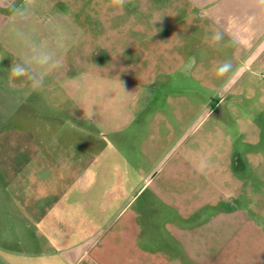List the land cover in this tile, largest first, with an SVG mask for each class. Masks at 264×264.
<instances>
[{
    "label": "crops",
    "instance_id": "crops-1",
    "mask_svg": "<svg viewBox=\"0 0 264 264\" xmlns=\"http://www.w3.org/2000/svg\"><path fill=\"white\" fill-rule=\"evenodd\" d=\"M94 20L90 70L120 102L105 124L122 138L101 160L91 146L87 172L30 174L56 223L25 214L32 187L14 198L37 229L10 264H264L250 174L264 157V0L105 2ZM118 158L154 166L125 174Z\"/></svg>",
    "mask_w": 264,
    "mask_h": 264
},
{
    "label": "rangeland",
    "instance_id": "rangeland-1",
    "mask_svg": "<svg viewBox=\"0 0 264 264\" xmlns=\"http://www.w3.org/2000/svg\"><path fill=\"white\" fill-rule=\"evenodd\" d=\"M105 2L110 4L105 0H0V264H10V249L18 248V237L34 236V225L56 223L50 218L56 212L47 211L54 201L29 186L30 174L87 172L92 169L88 161L91 146L97 145L101 160L107 148L114 151L111 142L122 138L105 124L109 111L118 116L120 102L107 97L105 84L95 89L89 64L94 12H101ZM43 55L55 66L41 68L37 59ZM16 64L25 65L28 73L15 76L12 68ZM41 76L43 85L37 87L34 80ZM90 108L94 116L86 120L84 113ZM258 150L264 148L258 145ZM109 155L115 159V154ZM261 159L258 156L250 163V174L255 175L256 204L263 206ZM96 164L97 172L102 164ZM142 164L144 170L137 173L134 168ZM117 165L125 174H146L154 162L138 159L127 168L118 158ZM29 187L35 189L30 196ZM28 196L34 207L25 214L36 223L30 226L25 225L24 212L13 205L14 198L23 201L27 197V201ZM257 216L264 220V212Z\"/></svg>",
    "mask_w": 264,
    "mask_h": 264
},
{
    "label": "clouds",
    "instance_id": "clouds-1",
    "mask_svg": "<svg viewBox=\"0 0 264 264\" xmlns=\"http://www.w3.org/2000/svg\"><path fill=\"white\" fill-rule=\"evenodd\" d=\"M128 0H110V3L112 6L115 7H123ZM37 64L44 69L49 68L50 66H55L51 64V60L47 55H43L37 59ZM231 66L228 63H223L217 68L218 74H225L228 71H230ZM12 72L15 76L20 77V76H25L28 73V69L25 65L23 64H16L12 68ZM34 83L37 87H41L43 85V78L42 76L40 78H37L34 80ZM94 116V111L90 108L87 113H84V118L86 120H92Z\"/></svg>",
    "mask_w": 264,
    "mask_h": 264
}]
</instances>
